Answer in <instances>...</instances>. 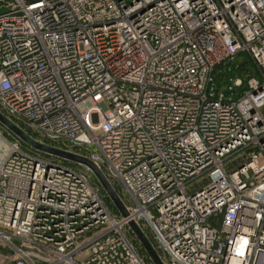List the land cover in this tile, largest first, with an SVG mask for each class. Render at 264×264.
Returning <instances> with one entry per match:
<instances>
[{
	"label": "built area",
	"instance_id": "2783aa9c",
	"mask_svg": "<svg viewBox=\"0 0 264 264\" xmlns=\"http://www.w3.org/2000/svg\"><path fill=\"white\" fill-rule=\"evenodd\" d=\"M0 114L130 204L10 143L0 264H264V0H0Z\"/></svg>",
	"mask_w": 264,
	"mask_h": 264
},
{
	"label": "rangeland",
	"instance_id": "374dc122",
	"mask_svg": "<svg viewBox=\"0 0 264 264\" xmlns=\"http://www.w3.org/2000/svg\"><path fill=\"white\" fill-rule=\"evenodd\" d=\"M243 62H244V58L241 56L240 58H238L236 60V62L234 63V66L237 67L238 65H241ZM242 69L243 68H240L239 70L237 69L234 72V75L239 76L246 83L249 76H248V73H244V70H242ZM250 72H251L250 73L251 76H256L255 70L253 68H251ZM5 118L8 119L11 123H13L20 130H22L24 132L26 131V127L24 124L17 123L14 119H11L9 117H5ZM27 131H29V130L27 129ZM30 135L33 136L31 131H29V136ZM0 136L4 139L3 140L0 137V152L2 154V157H4L6 155V147H8L9 144L11 143V144H17L22 149L27 150V151H31L32 153L40 155L46 159L55 160L56 162H61V163L67 164L69 166H74L75 168H78L79 170H85L86 169V166L84 164L77 163V162H74L72 160L64 159V158L57 157V156L47 155L43 152L37 151L33 148H30L29 146L27 148V145L17 135H15L11 130H9L6 126H4L1 122H0ZM47 145H49L53 148L59 149L58 146H55L53 144L47 143ZM91 182L95 187H98L101 190V192H102V194H104V196L107 197V200H108L107 205H108L110 211L112 212V214H114V215H116V217L120 218L121 214H120L119 210L117 209V207L115 206L113 201L110 199V197L108 196V194L106 193V191L104 190L103 186L101 185V183L99 182L98 178L96 177V175L94 173L91 175ZM115 183L116 182H113L111 184H115ZM118 188H119V192L117 194H119V197L121 198V201L123 202L125 208H126V206L129 207L130 204H129L128 199L123 195L121 188L119 186H118ZM126 233H127L128 237L134 242L138 251H141V249H144L131 228H126ZM4 254H9V255H11V257H13V252H11L9 250V248L6 246V244L0 240V256L4 255ZM83 257H85V256H83ZM146 257L145 258L147 260V263L153 264L151 259L147 255V253H146ZM0 262H1V259H0Z\"/></svg>",
	"mask_w": 264,
	"mask_h": 264
},
{
	"label": "water",
	"instance_id": "95a60500",
	"mask_svg": "<svg viewBox=\"0 0 264 264\" xmlns=\"http://www.w3.org/2000/svg\"><path fill=\"white\" fill-rule=\"evenodd\" d=\"M237 89L235 88L233 92H236ZM230 93H225V96H229ZM0 122L6 126L9 130H11L15 135H17L27 146L30 148H33L37 151L43 152L47 155L57 156L64 159H69L77 163L84 164L86 167L92 170V172L96 175L99 182L103 186L104 190L110 197V199L113 201L117 209L119 210L120 214L122 216H127L128 212L125 208L123 202L121 201L120 197L116 193V191L113 189L110 182L105 178L103 173L88 159H85L81 156H78L76 154H72L69 152H65L56 148H53L51 146L42 144L31 138L27 133L20 130L18 127H16L13 123H11L8 119H6L3 115L0 114ZM130 228L135 233L137 239L139 240L140 244L143 246L145 252L151 259L153 264H164L161 260L159 254L153 247V245L148 241L142 230L135 224L130 223Z\"/></svg>",
	"mask_w": 264,
	"mask_h": 264
},
{
	"label": "trees",
	"instance_id": "16d2710c",
	"mask_svg": "<svg viewBox=\"0 0 264 264\" xmlns=\"http://www.w3.org/2000/svg\"><path fill=\"white\" fill-rule=\"evenodd\" d=\"M242 57L244 58V62L241 64V65H238V70L240 69V68H243L242 70H244V73H249L250 71H251V68H253L254 69V63L252 62V60L248 57V56H246V55H242ZM237 68V67H236ZM237 70V69H236ZM217 77V81H218V83H219V85L222 83L221 82V75H216ZM27 148H28V146H27ZM112 185V187H113V189L116 191V193H118L119 192V188H118V186L116 185V184H111ZM119 195V194H118ZM105 198H106V202L108 201L107 200V197L105 196ZM143 233H144V235L146 236V238L148 239V241L153 245V247L156 249V245H155V243H154V240H153V238H152V236L147 232V231H143ZM140 252V254L145 258L146 257V252L144 251V249H141V251H139ZM147 258V257H146ZM146 258H145V260H146ZM148 259V258H147ZM149 260V259H148ZM147 261V260H146Z\"/></svg>",
	"mask_w": 264,
	"mask_h": 264
}]
</instances>
